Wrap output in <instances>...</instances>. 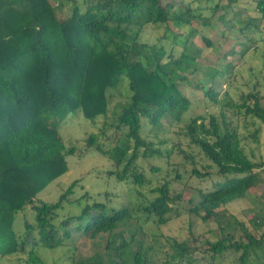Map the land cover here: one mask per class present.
Returning <instances> with one entry per match:
<instances>
[{"label": "trees", "instance_id": "16d2710c", "mask_svg": "<svg viewBox=\"0 0 264 264\" xmlns=\"http://www.w3.org/2000/svg\"><path fill=\"white\" fill-rule=\"evenodd\" d=\"M51 1L58 0H0V257L24 253L26 264H44L39 246L60 245L54 221L77 184L72 182L54 203L37 198L66 173V157L77 152L60 136L63 120L77 112L90 122L112 115L108 125L116 131L113 146L105 149L98 135L90 134L87 147L112 160L111 174L119 181L130 179L141 185L145 179L135 166L140 149L144 156L155 152L143 136L144 122L158 130L163 118L180 122L192 106L180 84L186 74L199 70L198 57L187 52L186 32L178 31L189 30L191 21L200 16L188 7L172 12L177 0H83V6L72 0L73 10L63 19ZM255 10L264 20V0H255ZM146 27L160 31L173 44L180 40V55L175 57L173 48L142 42ZM122 84L128 90L126 101L109 108ZM211 86L201 90L216 104L220 94ZM261 99L251 92L241 96V103L227 102L225 107L264 124ZM183 130L189 147L210 163L204 171L193 168L191 175L200 181L216 176L210 188L199 190L193 212L202 223L215 224L217 232L203 249L196 247V239L192 245L168 240L162 264H221L225 257L232 259L229 264H264V187L259 194L263 207L249 220L251 228L225 210L246 199L253 188L264 186V178L256 172L264 171V159L256 162L252 153L247 154L224 110L218 116L188 118ZM258 136L259 129L250 134L255 143ZM155 192L142 211L165 225L172 212L170 203L176 199L169 196L167 184ZM27 206L35 221L24 222L20 234L15 218ZM130 217L126 207L107 211L103 203L94 202L78 215L62 219L61 226L75 222L73 231L92 241L102 234L108 237L103 250L77 264H152L154 247L135 243L134 232L124 236L122 229Z\"/></svg>", "mask_w": 264, "mask_h": 264}, {"label": "rangeland", "instance_id": "374dc122", "mask_svg": "<svg viewBox=\"0 0 264 264\" xmlns=\"http://www.w3.org/2000/svg\"><path fill=\"white\" fill-rule=\"evenodd\" d=\"M75 1L77 5L84 4L83 0ZM176 3L172 12L184 11L188 7L200 16V19L191 21L189 30L178 31L186 32L187 52L198 57L199 70L186 74L185 81L180 84L181 90L192 102L191 108L180 122L170 117L163 118L160 130L144 122L143 136L147 142H151V149L155 152L144 156L143 149H140L135 166L136 172L142 173L145 179L141 185L132 183L130 179L119 181L115 174H111L115 170L112 160L87 147L86 139L90 134H97L98 141L105 149L113 146L116 131L108 125L112 115L90 122L77 112L63 120L59 126L60 136L65 146H73L77 152L66 157V173L38 193L37 198L54 203L72 182L77 181V184L54 221L60 229V245L56 248H37L44 264H77L86 261L97 250L104 249L108 240L106 234L92 241L73 231L75 222L66 228L61 226L62 219L78 215L86 204L94 202L103 203L107 211L122 207L129 209L131 217L126 229H122L124 236L134 232L135 243L143 242L144 246L154 247L153 252L156 253L152 264L163 263L165 252L169 250L168 240H186L192 245L196 239L195 244L199 249L207 248V242L215 240V224L202 223L193 212L199 201V190L210 188L216 176L213 181H200L191 175L193 168L204 171L210 163L197 149L189 147L183 135L184 122L188 118L199 115L208 118L210 114L218 116L224 110L231 126L243 138L247 154L252 153L256 162L264 159V124L260 120L244 118L242 113L235 115L225 107L227 102L239 104L242 95L257 92L262 97L260 102L264 108V20L255 10V0H177ZM52 4L56 6L59 19L70 15L73 10L72 0H58ZM174 31L177 30L174 28ZM191 32L193 34L188 36ZM140 40L152 45H164L168 51L173 48L175 57L183 50L180 40L173 44L151 27L144 29ZM205 40L210 42L211 47L207 46ZM214 71L217 74L210 79L208 74ZM201 86L203 91L211 86L219 92L218 103L214 104L205 97ZM127 94L128 90L122 84L114 92L109 108L125 102ZM255 129H259L258 143L250 137ZM210 170L214 173L213 169ZM256 172L264 178L263 170ZM163 184L168 185L169 196L176 200L170 203L172 212L167 215V223L159 225L156 217L147 216L142 209L156 197L155 189ZM263 187L260 184L253 188L246 199L228 204L225 210L251 228L249 220L263 207L259 195ZM34 221L35 213L27 206L16 215L15 230L22 234L24 222ZM26 258V254L17 253L0 257V264H26ZM230 262L232 259L225 257L221 264Z\"/></svg>", "mask_w": 264, "mask_h": 264}]
</instances>
